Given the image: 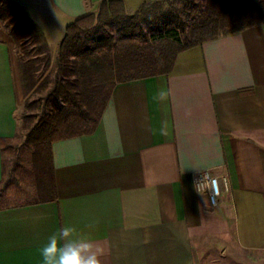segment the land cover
Masks as SVG:
<instances>
[{"label":"crops","instance_id":"crops-1","mask_svg":"<svg viewBox=\"0 0 264 264\" xmlns=\"http://www.w3.org/2000/svg\"><path fill=\"white\" fill-rule=\"evenodd\" d=\"M14 1L54 57L66 25L103 0ZM142 1L123 0L126 11ZM23 100L14 42L0 26V182ZM50 152L52 197L0 209V264H42L52 232L89 224L102 264H228L210 258L230 238L264 253V23L179 52L167 73L116 83L95 130ZM199 171L227 177L216 206L195 188Z\"/></svg>","mask_w":264,"mask_h":264},{"label":"trees","instance_id":"trees-1","mask_svg":"<svg viewBox=\"0 0 264 264\" xmlns=\"http://www.w3.org/2000/svg\"><path fill=\"white\" fill-rule=\"evenodd\" d=\"M181 2L178 12L185 13L184 17L177 20L167 11L162 16L167 15L171 23L178 22L187 40L182 45L176 42L177 32L168 35L169 28H157V32L147 36L135 14L126 13L123 0H103L97 12L77 17L66 25L52 57L44 35L26 11L14 0H0V23H12L8 34L14 46L22 49V54L17 55L24 96L45 90L41 109L21 114L22 127L26 125L28 130L23 144L30 151L25 150L7 177L2 178L0 209L52 197L55 188L50 173L51 144L92 133L116 83L167 73L179 52L264 23V0ZM134 22H139L137 34ZM111 24L117 28L124 24V29L118 28L114 39L100 36L103 27ZM24 38L30 41L22 42ZM25 99V106H31ZM8 148L15 149L11 143Z\"/></svg>","mask_w":264,"mask_h":264},{"label":"rangeland","instance_id":"rangeland-1","mask_svg":"<svg viewBox=\"0 0 264 264\" xmlns=\"http://www.w3.org/2000/svg\"><path fill=\"white\" fill-rule=\"evenodd\" d=\"M198 0H194L196 2ZM142 4H144L145 7L141 8ZM136 6L132 3L128 5L126 13L129 15L135 14L137 21L140 22L143 31L147 33V36H151L154 32H157V28H160L161 30H166L169 28L170 31H168V35L172 36L174 32H177V44L182 45L187 40L184 36V33L182 30H180L178 22L171 23L169 19H167V15L162 16L167 11L169 15H173L178 18L180 16H185V13H179L178 10L182 7L181 0H144L142 1L136 8ZM147 8V9H145ZM145 9V11H143ZM138 13V16L136 15ZM141 16V18H140ZM169 20V21H168ZM168 22V26H165L162 24V22ZM133 23V30L136 31L135 34H137L139 27L137 26V23ZM6 25V26H4ZM124 25V24H123ZM120 26L118 28L124 27ZM0 26L7 32L12 28V23L10 24L8 21L6 23H0ZM105 30L100 33V36H105L108 38H115L118 35V28L115 24L111 25H105L103 27ZM52 37L55 33L48 32ZM57 37V35H56ZM154 39L157 38L155 35L152 36ZM58 38V37H57ZM30 41V39L24 38L22 42ZM52 41V47H54L55 44H57V40L54 38L51 39ZM58 46V45H57ZM27 47H30L28 44ZM22 50V49H21ZM20 49L14 46V52L19 55V53L22 54ZM52 56V54H51ZM43 63L40 65L41 68H43ZM51 69V66L47 69L46 72H48ZM45 72V74H46ZM45 90L39 89L38 91H35L31 94H28V97L24 96V100L20 107L18 108V116H19V123H20V129L18 131V135L16 138L12 141V145L15 147V149L7 150L5 153V165H6V172L8 175L13 163L15 160L19 158V156H22L24 151H30L29 146H26L23 144L25 135L27 133V128L23 125L22 127V115L24 112H38L41 109V103H42V97L44 96ZM31 103V106L26 107L24 104V101L26 100ZM37 102H36V101ZM36 103H35V102ZM7 177V176H6ZM37 196H40L37 192L35 193ZM213 256H211V261H214L213 263H228V264H264V253H258V252H249V251H243L238 249L233 241L229 240V244L220 245V246H214L213 247ZM209 256V255H208Z\"/></svg>","mask_w":264,"mask_h":264},{"label":"clouds","instance_id":"clouds-1","mask_svg":"<svg viewBox=\"0 0 264 264\" xmlns=\"http://www.w3.org/2000/svg\"><path fill=\"white\" fill-rule=\"evenodd\" d=\"M168 92L161 88L154 97L164 101ZM88 232H80L73 226H63L52 232L42 244V264H102L100 257L106 249L91 239L95 225L87 226Z\"/></svg>","mask_w":264,"mask_h":264},{"label":"built area","instance_id":"built-area-1","mask_svg":"<svg viewBox=\"0 0 264 264\" xmlns=\"http://www.w3.org/2000/svg\"><path fill=\"white\" fill-rule=\"evenodd\" d=\"M195 188L203 193L210 205L216 206L219 203L222 190H228L226 175H212L207 171H199L194 175Z\"/></svg>","mask_w":264,"mask_h":264}]
</instances>
